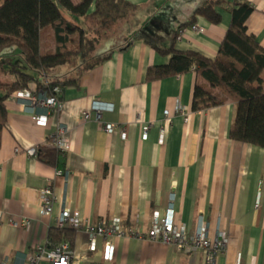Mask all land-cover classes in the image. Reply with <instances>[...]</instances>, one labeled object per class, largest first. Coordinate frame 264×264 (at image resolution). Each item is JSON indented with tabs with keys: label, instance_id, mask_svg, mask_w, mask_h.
Masks as SVG:
<instances>
[{
	"label": "crops",
	"instance_id": "1",
	"mask_svg": "<svg viewBox=\"0 0 264 264\" xmlns=\"http://www.w3.org/2000/svg\"><path fill=\"white\" fill-rule=\"evenodd\" d=\"M125 1L136 7L133 24L143 27V34L113 47L110 58L82 75L77 87L60 89V110L48 116L46 126H36L29 115H44L43 108L27 107L13 96L6 102L0 145V264H30L36 247L49 249L48 233L62 213L93 224H118L138 235L98 236L90 251L88 235L74 231L70 264H203L201 249L180 252L148 237L153 214L163 217L170 197L174 221L189 233L202 217L214 241L219 221L228 243L216 264H264V150L229 138L235 105L192 112L194 88L201 82L195 72L146 81L150 67L170 62L148 43L162 51L174 44L176 51L214 59L230 25L229 11L215 9L221 17L216 25L196 16L193 25L202 32L188 26L174 40L177 29L208 0ZM234 1L253 8L245 27L264 50V0H228ZM45 84L39 79L29 89L46 100L51 92ZM108 124L125 136L108 133ZM59 125L66 128V150L52 143ZM145 125H150L146 137ZM34 147L57 150L59 161L49 165L27 155ZM48 184L50 212L41 215L38 195ZM16 222L29 229L17 228ZM105 242L114 246L110 262L103 260Z\"/></svg>",
	"mask_w": 264,
	"mask_h": 264
},
{
	"label": "trees",
	"instance_id": "2",
	"mask_svg": "<svg viewBox=\"0 0 264 264\" xmlns=\"http://www.w3.org/2000/svg\"><path fill=\"white\" fill-rule=\"evenodd\" d=\"M218 7L229 11L231 21L216 57L208 59L196 52H179L174 44L162 51L148 43L161 55L169 56L170 62L165 67H150L146 81L195 72L201 82L194 88L192 112L232 102L235 114L229 138L264 150V50L245 27L253 8L247 2L208 0L193 11L191 21L177 29L174 40L194 24L196 16L219 24L221 17L215 11ZM135 11L136 7L125 0H0V65L6 64L14 50L23 58V64L9 68L11 81L0 84V145L7 124L6 102L15 92L27 89L39 79H44L45 89L49 90L54 86L63 91L77 87L82 75L110 58L113 47L128 45L143 34V27L133 24ZM123 32V37L112 41L109 48L105 45ZM42 36L47 48L43 52ZM101 45L108 49L102 56L98 54ZM62 67L66 69L63 78L56 73ZM56 151L39 149L37 157L54 165L59 161ZM73 236L70 230L51 229L48 246L72 241Z\"/></svg>",
	"mask_w": 264,
	"mask_h": 264
},
{
	"label": "built area",
	"instance_id": "3",
	"mask_svg": "<svg viewBox=\"0 0 264 264\" xmlns=\"http://www.w3.org/2000/svg\"><path fill=\"white\" fill-rule=\"evenodd\" d=\"M191 28L194 31L202 32V29L196 25H192ZM183 31L180 32L181 38ZM51 95L46 100H40L29 87L25 90L17 91L13 94V98L16 101L24 102L27 107H41L45 110L44 115H35L30 113L31 120L36 126L44 127L47 124L48 116L51 113L58 112L60 110V88L54 86L50 89ZM181 113H183L181 111ZM97 118L99 113L96 111ZM85 119L89 118V115H84ZM185 121H187L185 119ZM150 125H145L143 129V135L146 137ZM104 129L111 134L116 132L122 133L121 136L125 134L120 130V128L115 124H108L104 126ZM66 128L63 125H59L56 134L52 138V143L57 149L66 150L68 149V141L65 138ZM39 151L38 147L28 149L26 151L27 155L37 157ZM63 173L59 171L57 175L61 176ZM52 189L50 184L46 185L39 191V203H40V213L41 215H47L50 212ZM173 200L174 197L169 198V204L165 211V215L162 217L158 212L153 214L154 223L152 229L148 232V237L151 240H155L167 245H173L180 252L187 249H201L204 252V263L203 264H216V259L219 254L224 250L228 243L224 233L220 231L219 221L215 225L216 239L214 241L208 238V232L204 225L203 218L198 220V224L193 233H189L184 224L177 223L174 221L173 214ZM14 225L17 228H23L24 230L29 229V226L22 222H16ZM55 226L57 229L70 230L72 232H84L88 235L90 243L89 250L93 251L95 249V239L100 236L104 239L109 237H135L138 235L131 231H124L118 224L111 226H104L102 224H93L89 221H81L76 215L70 216L69 214L62 213L58 218H56ZM36 253L30 257V264H70L72 259V249L71 242L64 241L59 245L44 249L42 247H36ZM114 256V246L110 242H105L104 244V256L103 260L105 262H110L113 260ZM1 264H7L5 261Z\"/></svg>",
	"mask_w": 264,
	"mask_h": 264
},
{
	"label": "rangeland",
	"instance_id": "4",
	"mask_svg": "<svg viewBox=\"0 0 264 264\" xmlns=\"http://www.w3.org/2000/svg\"><path fill=\"white\" fill-rule=\"evenodd\" d=\"M123 34H124V32L123 33H119V34H117V36L116 37H119V38H110L109 40V42L108 41H106L105 42V45H107L108 46V48H109V46H110V43L112 42V41H118V39H120L121 37H123ZM47 41V40H46ZM45 42V39H44V36H42V38H41V46H42V52L43 51H45L47 48H45V46L43 45V43ZM104 45V44H103ZM103 45H101V46H99L98 47V51L102 48V46ZM107 50L108 49H103L102 48V50H100V52H98V54L100 55V56H102V55H104L106 52H107ZM15 52L14 53H12L9 57H7V59L6 58H3V59H6V64L5 65H0V84H5V83H7L8 82V80H10L11 81V76L9 75V68L13 65V64H17V65H21V64H23V58H22V56H21V54L17 51V50H14ZM97 54V53H96ZM65 68L64 67H62L61 69H58L57 71H56V73H57V75L59 74L60 76H61V78H63V74H65ZM59 171H57V173H58ZM62 172V171H61ZM63 173V172H62Z\"/></svg>",
	"mask_w": 264,
	"mask_h": 264
}]
</instances>
